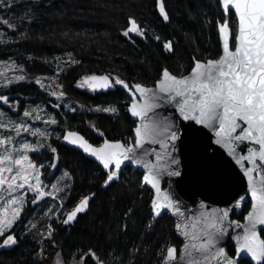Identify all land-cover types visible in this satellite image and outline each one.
Instances as JSON below:
<instances>
[{
	"label": "trees",
	"instance_id": "1",
	"mask_svg": "<svg viewBox=\"0 0 264 264\" xmlns=\"http://www.w3.org/2000/svg\"><path fill=\"white\" fill-rule=\"evenodd\" d=\"M160 2L168 20L161 16L157 0H7L10 7L0 6V62L12 61L25 76L0 93L19 101V114L24 107L40 103L56 120V124H39L50 135L40 136L41 152L31 154L34 163L44 166L45 190L52 191L51 185L69 173L61 180L67 187L56 193L57 199L45 196L33 204V193L28 195L19 218L0 237V243L8 234L17 240L15 245L0 247V264H52L57 254L66 264L80 258L83 264H97V257L103 264H161L169 246L179 248L181 240L172 219L152 218L151 193L137 171L126 167L105 186L107 173L96 162L60 142L68 130L93 145L103 138L133 139L123 89H82L78 83L83 77L119 76L128 85L152 86L165 69L175 76L185 75L195 60L220 56L217 21L223 22V13L218 0ZM130 19L136 20L144 35H123ZM236 23L233 14V37ZM169 42L170 51L165 48ZM51 79L54 86H40ZM54 89L76 109L56 107ZM1 107L4 114H18L7 105ZM94 107L117 111H91ZM49 145L57 149L55 169ZM84 197H90L87 209L69 224L62 223L65 213ZM261 234L264 238V231ZM229 252L233 254L230 248Z\"/></svg>",
	"mask_w": 264,
	"mask_h": 264
},
{
	"label": "snow or ice",
	"instance_id": "2",
	"mask_svg": "<svg viewBox=\"0 0 264 264\" xmlns=\"http://www.w3.org/2000/svg\"><path fill=\"white\" fill-rule=\"evenodd\" d=\"M161 16L168 20V15L164 5L157 0ZM0 6L10 7L7 0H0ZM218 7L223 13V22L217 21L219 38L222 42V54L218 59H209L206 62L195 60L191 72L187 76L177 77L167 69L162 72L160 79L154 88H147L142 84L129 86L119 76H85L79 86L108 89L120 85L131 94V104L128 112L132 117L139 120L134 129V139L132 143L110 142L105 140L99 147H94L83 136L75 131H66L63 139L70 144L78 146L84 153L94 157L95 160L106 170L107 178L104 182L108 186L110 182L118 178L121 166L130 162L138 167H143V182L150 185L155 190V196L151 202V209L154 218L160 216L164 210H168L177 217L183 216L178 203L167 192H162L160 188V175L166 171L169 176H179L180 172L170 170V165L178 163L169 154V148L174 149L176 141L180 139L177 135L178 129L168 121H156L149 117V113L159 106L160 101H175L176 109L184 121H194L197 125L218 128L215 131L216 143L228 148L232 155L236 149L234 142L249 141L258 148H248L247 156H240L237 163L247 160L252 167L243 168L247 180V191L251 195V211L244 217L245 223L229 219V210H213L210 214H205L197 218L189 225L186 222H177L176 230L181 233L186 240L193 241L186 243L184 254L181 259L187 257L188 264H240V262L230 257L224 247L220 246V241L227 235V230L231 226L242 228L240 235L235 237V256L244 254L251 257L249 264H264V238L260 232L264 228V0H218ZM236 20L234 33L235 47L230 46L233 39L231 21ZM5 24L12 27L11 21L5 20ZM129 27L123 35L130 33L144 35L143 29L135 19L129 20ZM157 39H159L157 37ZM165 48L172 50L171 43H166ZM0 75H3L0 73ZM25 76L14 77V81H24ZM13 80H8L0 86L8 87ZM39 83V81H37ZM132 89H135L133 91ZM57 98L63 97V93H51ZM0 101L7 104L9 102L6 95H0ZM59 106V105H57ZM113 112L116 108L97 109V111ZM32 111H36L33 109ZM74 111V109H73ZM2 115V114H0ZM29 111L24 112V117H29ZM40 119L39 115L35 117ZM241 122L246 127L241 126ZM46 124H56L55 119L45 121ZM5 125H0L3 127ZM14 130L17 135L23 132H31L33 136L47 138L50 133L41 131L39 128L30 129L23 122H9L7 125ZM239 130V132H238ZM59 138V137H58ZM13 138H0V146L12 143ZM169 142H171L169 144ZM159 143L162 154H157V163L151 164L146 157L150 152L145 149V144ZM42 145L22 143L19 149L4 148L0 153V190L7 185V191L11 195L21 189L33 193L32 203L36 204L45 196H51L54 200L58 198L56 193L67 187L61 184V180L69 178V173L64 172L63 177L57 183L51 185L52 191H46V185L41 180L40 169L44 166L37 165L27 154L28 152L39 151ZM52 153L57 149L49 145ZM167 156L168 160L164 165L161 161ZM56 157L54 156V161ZM259 161V165L257 164ZM170 162V163H169ZM51 167L55 169L56 163ZM5 173L10 174L5 176ZM253 173L260 175L259 181L254 179ZM34 181V182H33ZM90 197H84L71 210L65 213L66 219L62 221L69 224L77 215L84 212L89 203ZM244 198L241 197L240 200ZM6 205L12 207L11 213L7 209L0 211V237L12 228L19 218L24 197L13 196L7 200ZM63 207V205H61ZM236 207H240V201L236 202ZM52 209H49L51 212ZM199 226V227H198ZM35 227V224L32 225ZM48 235H52L51 225L48 226ZM191 229V231H190ZM16 238L8 234L0 247L15 245ZM191 249V250H189ZM177 250L175 247L167 248L164 264H173L176 261ZM95 255L94 253H90ZM97 259V264L103 261ZM58 264L60 262L58 261Z\"/></svg>",
	"mask_w": 264,
	"mask_h": 264
},
{
	"label": "water",
	"instance_id": "3",
	"mask_svg": "<svg viewBox=\"0 0 264 264\" xmlns=\"http://www.w3.org/2000/svg\"><path fill=\"white\" fill-rule=\"evenodd\" d=\"M233 14H234V12H233ZM218 34H219V32H218ZM233 41H234V37H233ZM220 42H221V40H220ZM234 47H235V41H234V46L232 48L234 49ZM221 54H222V42H221ZM190 72H191V70L188 72V74ZM188 74H186L184 76H187ZM154 87H155V85L153 87H147V88H154ZM121 88L125 91L126 95L131 99L130 92L127 89L123 88L122 86H121ZM132 90L135 91V89H132ZM158 103H159V106L156 107L155 109H153L152 112L149 113V117L156 120V121H166V116L170 113L171 108H174V112H177L175 101H173V102L160 101ZM130 116H131V114H130ZM131 118L134 120H138L137 118L132 117V116H131ZM241 126L246 127V125H243L242 122H241ZM214 128L215 127H205V126L201 125V134L199 136V143L196 144L197 150L199 153V157L201 158V163L199 164V166L197 168H195V172L197 174H195V175L189 174L188 176L185 177V181H183L182 183L177 184V182H176L175 186H173V189L162 191V192L169 193L172 196V198L178 203V205L180 207V211L184 213L183 216H179V217H177L176 215H173L168 210H164L161 213V215L165 212L170 213V215L174 221L175 234L182 241L180 248L178 250L176 249L177 250L176 261H174L173 264H188L187 257H184V259H181V257L184 254L185 244L186 243L191 244L193 242L191 240H186L185 237L181 233L177 232L176 227H175L177 222H186L189 225H191L192 223H194V221L197 218H200L205 214H210L213 212V210L219 211L221 209L229 210V219L232 221H238L237 219H231V214L234 211L237 213L239 212L240 207L242 206V204L245 200V199L240 200V198L241 197L244 198L246 196V192L248 193L247 181H223L224 178L233 177L235 169L231 165L225 166V165H220V164L216 163L217 164V166H216L215 162L213 161L214 155L217 153V150H218V148L215 147V143L213 142V139H215L214 136L212 135ZM238 132H239V130H238ZM78 134L81 135L80 133H78ZM81 136H83V135H81ZM84 139H86V138L84 137ZM105 140H107V139H104L103 142ZM108 141H110V140H108ZM60 142L66 144V145H69L73 148L78 149L79 151L82 152V154L84 156H86L87 158L96 162L103 169L102 165H100L99 162L97 160H95L94 157L90 156L87 153H84L83 150L80 149L78 146L68 143L67 141H65L63 139V137L61 138ZM103 142L99 145H93V144L92 145L94 147H99L100 145L103 144ZM110 142H121V141H110ZM248 143H249V148L250 147L251 148H258L259 147L258 145H254L249 141H248ZM155 146H158V148L156 150H155ZM145 149L150 152V155L148 157H146V159L151 164H152V159L154 158V155L160 154L161 151H164L163 149H161L159 143H156V144H147L146 143ZM54 156L56 157V159L54 161L56 163L57 162L56 153L54 154ZM231 161H232V158H231ZM128 165L134 166L135 168H139L141 170V172H145V169L143 167H138V166L131 164L130 162L126 161L121 166L118 177L121 173L122 168H124ZM184 170H185V172H189V173L193 171L192 169H189V166L184 168ZM103 171L106 173V170L103 169ZM260 178L261 177L258 174V181ZM214 179L215 180L217 179V181H215ZM161 185H162V181H160V188H161ZM147 186L149 188H151L150 185H147ZM152 191H153L154 196H155V190L152 189ZM250 197H251V195H250ZM195 200H197L196 201L197 203H196L195 207H193L191 204ZM238 200L240 201V207L237 208L236 202ZM249 211H251V208ZM160 216H157L155 218L157 219ZM239 222H240V224L245 223L244 219L242 221H239ZM260 228H264V226H258V231ZM190 231H191V229H190ZM242 231H243L242 228H236L233 225V226L228 228L227 235L220 241V246L225 248L226 253L230 257L237 259L239 262H240V260H243V259L250 261L251 257L247 256L246 254L239 256V257L235 256V254H234V256H231L228 252V247L234 248V251H235V249H236L235 237L237 235H240L242 233ZM189 250H191V249H189ZM166 253H167V251H166ZM166 253H165V256H166ZM92 257L95 259L94 255H92ZM161 264H164V258H163ZM252 264H255V262H252Z\"/></svg>",
	"mask_w": 264,
	"mask_h": 264
},
{
	"label": "flooded vegetation",
	"instance_id": "4",
	"mask_svg": "<svg viewBox=\"0 0 264 264\" xmlns=\"http://www.w3.org/2000/svg\"><path fill=\"white\" fill-rule=\"evenodd\" d=\"M181 76H184V75H180L177 77H181ZM132 85H134V84H131L129 86H132ZM154 85H152V86L143 85V86L153 87ZM116 86H119V85H116ZM113 88L114 87H111L108 89L112 90ZM102 90H104V89L103 88H98L95 90L91 89V91H102ZM124 94H125V97L127 100L126 112L128 113V107L131 103V99L126 95L125 91H124ZM176 111H177V109H176ZM128 115H129L130 120L133 122L131 131H132V136L134 139V128L136 127V124L139 121L132 119L129 113H128ZM166 121L171 122L172 124L175 125V129H178L177 135L180 137V139H178L176 141L175 148L174 149L169 148L168 151H169V154L171 155V157L174 158L176 161H178V163H176L174 165H170V170L179 171L180 175L179 176H169V175H167L166 171H162V174L160 175V181H162V185H161L162 191L173 189V186H175L176 182H177V184L182 183L183 181H185V177L188 176L189 174H192V175L197 174L195 172V168H197L199 166V164L201 163V158L199 157V153H198L197 145H196L199 143V136L201 134V125L195 124L194 121H184L182 119V117H180V114L178 111L174 112V108L170 109V113L166 116ZM217 128H218V124L215 126V128L213 129V132H212V135L215 138V139H213V142L215 143V147L218 148L217 153L214 155L213 161L215 162V164L217 163V164L225 165V166L231 165L235 169L234 176L231 178H224L223 181H247L248 178L244 175L243 168L252 167V165L249 164V162L247 160H241L240 163H237V159L240 156H247L248 155V152H247V149L249 148L248 141L234 142V147L236 149V153H235V155H232L229 152L228 148H226L224 145L217 144L215 142L216 141L215 131ZM104 139H107V138H103V140ZM133 139L128 141V142H124L122 140H110V141H121L122 143L129 144V143H132ZM107 140H109V139H107ZM170 143L171 142H169V144ZM157 148H158V146H155V150ZM163 152L164 151H161L160 154H162ZM156 157H157V154L154 155V158L152 159V164L157 163ZM231 158H232V161H231ZM167 160H168V158H167V156H165L164 160H162L160 162L161 165H164L167 162ZM217 164H216V166H217ZM257 164L259 165V161H257ZM188 166H189V169L193 170L190 173L185 172V170H184V168H186ZM126 167H131L134 171H137L141 176L142 185L146 186L150 190V193H151L150 208H151V202H152V199L154 197V193H153L152 189L149 188L143 182V173L144 172H141V170L139 168H135L134 166L128 165ZM126 167L122 168V170L125 169ZM262 171H264V169H262ZM252 175H253L254 179H256L258 181V173H253ZM215 181H217V179ZM244 199L245 200H244L242 206L240 207L239 212L238 213L235 211L232 212L231 219H237L238 221H242L244 219L245 215L249 212V210L251 208L250 193L246 192V196L244 197ZM196 201L197 200L192 202L191 205L193 207H195V205L197 203ZM151 215H152V218L154 220H156V218H154L152 209H151ZM163 216H168L172 219L169 212L163 213L159 218H161ZM159 218H157V219H159ZM172 221H173V219H172ZM173 228H174V221H173ZM261 232H260V235L263 238ZM181 243H182V241H181ZM181 243H180V245H181ZM179 248H180V246H179ZM229 248L232 249V251H233L232 255L229 252ZM228 252L231 256H234V254H235L234 248H232V247H228ZM240 261H242V260H240Z\"/></svg>",
	"mask_w": 264,
	"mask_h": 264
},
{
	"label": "rangeland",
	"instance_id": "5",
	"mask_svg": "<svg viewBox=\"0 0 264 264\" xmlns=\"http://www.w3.org/2000/svg\"><path fill=\"white\" fill-rule=\"evenodd\" d=\"M0 73L3 74V75H0V85L7 83L8 80H13L12 83H16L17 81H14V77L19 76V75H23L21 72V69L18 68L12 61L0 62ZM80 82L78 83V86H79ZM54 85H55L54 79L47 80L46 82L45 81L40 82V86L45 87V88L46 87L49 88V87H52ZM80 88L86 89V90L92 89V88L88 87L87 85H85L84 87H80ZM4 89H5V87L0 86V92H3ZM96 89H98V88H96ZM53 92L59 93V90L54 89ZM0 95H6V94L0 93ZM6 96H8V95H6ZM52 96L55 98L56 107L63 106V108L66 110H73V109L75 110L76 109V107L73 106L64 97H61L58 99L56 95H52ZM3 105H7L9 108L13 109L15 112L17 110L18 114L17 115L4 114L2 109H1L2 108L1 106H3ZM57 105H59V106H57ZM19 108H20V103L17 99L9 100V102L7 104L0 101V114H2V115H0V125H5L3 127H0V138L6 139L9 136L13 138L12 143H9L5 146H0V153L4 152L5 147H7L9 149H19L22 143H29L32 145H36L38 142L39 143L41 142L40 136H33L31 134V132L21 131V133L19 135H17V133L14 130H12L10 127L7 126L9 124V122H14L17 124L23 122L30 129L39 128L41 131H44L45 128H42L39 124H46L45 123L46 120L53 119V116H52L53 114L50 111H48L47 108L43 104H40V103H38L36 105H30V106L24 107L20 111V114H19ZM33 109H36V111H32ZM97 109H105V108L94 107V108H91V111H97ZM25 111H29L31 113V115L29 117H24ZM107 113H113V112H107ZM37 115H39L40 119L35 118ZM40 152H41V147L39 148V151L28 152L27 154L31 158L32 153H40ZM40 172H41V169H40ZM9 175L10 174L5 173V176H9ZM30 193H32V192L27 191L25 193V190L21 189V190L14 192L10 195L7 191V185H5L4 189L0 190V211L7 209L9 214L11 213L12 207H15V206L6 205L5 202L7 200L11 199L13 196H16V197L23 196L24 197L23 206H24L25 201H26L28 195H30ZM8 231H10V229ZM58 261L60 262V264H66L62 261L61 256L59 254H57L54 257L52 264H58ZM68 264H83V258H80L78 260L75 259Z\"/></svg>",
	"mask_w": 264,
	"mask_h": 264
}]
</instances>
